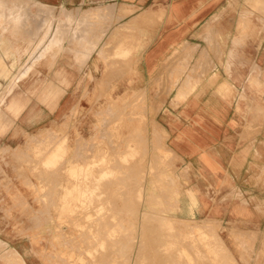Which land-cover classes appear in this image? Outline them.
<instances>
[{
    "label": "rangeland",
    "instance_id": "1",
    "mask_svg": "<svg viewBox=\"0 0 264 264\" xmlns=\"http://www.w3.org/2000/svg\"><path fill=\"white\" fill-rule=\"evenodd\" d=\"M257 1L261 2L258 6L264 9V0ZM40 2L44 6L41 11L37 10ZM108 4L94 1L78 7H63L61 0H0V42L3 43L0 47L7 45L4 51L0 50V253L5 251V255L7 249L11 252L14 249L21 257L17 261L15 254L7 264H98V261L104 264V259L105 264H120V261L121 264H133L132 261L134 264H147L146 258H149L148 261L151 259L148 264H160L164 262L159 261L163 260L164 252L172 247L171 254L169 252L163 264H204L205 261V264H264V223L251 221L247 225H237L214 219L195 220L193 210H188L190 204H196L191 191L187 193L186 217H178L175 213L177 200L180 191H184L180 177L187 175L181 174L178 168L180 159L170 152L164 129L159 125L163 118L177 116L176 112L179 114L181 111L176 109L183 102L190 101L191 91L196 90L198 85L201 88L208 72L215 70L210 60L223 53V38L229 33L224 32L223 27L228 24V17L224 18L221 11L179 43L166 47L150 62L146 55L148 50L156 48L153 43L158 40L164 15L148 9L149 18L143 20L138 17L133 22V19H125L127 12H124L121 3L117 6ZM228 4L233 11L240 6L246 7L247 11L250 6H256L257 2L242 0L240 3V0H231ZM112 10L115 11L114 15ZM68 11H71L69 22L87 21L92 13L95 16L93 21L97 22L96 25L88 22L85 25L87 29L78 30V38L71 39V43L69 35L75 33V30L71 31V25L63 30L65 37L61 39V35H57V20ZM243 15V23L249 21L250 16H255ZM129 22L134 27L131 28L132 32L129 31ZM207 25L210 28L204 30ZM143 31H149V40L154 36L148 46H144L141 40ZM262 32L264 34V26ZM93 42L97 47L89 54ZM120 42L125 43L121 49L113 46ZM106 48L110 54L106 57L108 68L105 67V59H98V52ZM85 51L88 57H83ZM126 57L129 60L126 65L130 69L121 68L119 63L120 59L125 61ZM82 62L83 65L79 64ZM119 68L121 70L117 72ZM109 69L113 73L116 69L117 75ZM216 78L212 76L211 81ZM101 79H104L105 86L97 87ZM190 82L194 83L193 89L187 88ZM115 104L116 111L113 109ZM168 107L173 109L172 115L164 114L163 110ZM111 109L117 120L113 114L115 118L107 114ZM120 111L122 114L118 116ZM54 141L63 143L64 149L61 147L53 151L57 146L51 144ZM93 143L100 148L95 145L93 147ZM83 153L85 159L81 156ZM71 163L78 167L76 171L69 169ZM135 165L140 168H133L134 171L130 169ZM127 166L129 170H126ZM130 170L133 176L128 175ZM135 185H139L145 193L144 203L138 205L137 213L136 210L129 211L131 208L125 212L124 209L132 204L131 207H136L133 199L127 202V199L133 198L130 188ZM125 190L129 191L130 196ZM96 192L99 194L96 195ZM80 194H86V199ZM122 201L128 203L125 208L122 207V204L125 205ZM134 201L139 203L136 197ZM68 205L70 207L67 208ZM93 205L96 208L92 209ZM148 213H154L155 220L160 216V224L156 222L160 229L157 226L153 229L155 226L151 223L154 222V215L149 218ZM148 220L150 223L146 222V225L145 221ZM142 223H145L146 230L153 229L154 233H146ZM182 226H185V230ZM152 238L157 246L147 243L143 246L144 241L150 243L148 239ZM128 239L131 243L126 247L123 244ZM163 239L165 242H162ZM146 246H150V249L152 247V250L146 248L149 256L142 257ZM115 247L119 249L118 254ZM123 248L128 251L125 259L120 253ZM156 249L159 253L162 250L161 256L157 257ZM108 251L111 259L107 255ZM124 251L123 254H126ZM138 252H141L139 257ZM109 259L111 262H108ZM0 264H4L1 259Z\"/></svg>",
    "mask_w": 264,
    "mask_h": 264
},
{
    "label": "crops",
    "instance_id": "2",
    "mask_svg": "<svg viewBox=\"0 0 264 264\" xmlns=\"http://www.w3.org/2000/svg\"><path fill=\"white\" fill-rule=\"evenodd\" d=\"M94 1L121 3L130 10L125 19L149 11L164 15L158 40L153 43L156 48L146 55L150 62L221 11L228 17L223 27L229 32L223 38V53L210 60L215 70L208 72L201 88L198 85L191 91L190 101L176 109L181 111L177 116L163 118L159 125L169 149L180 159L181 174L187 175L180 177L184 191L179 189L175 209L179 218L186 217L187 192L191 191L196 200L195 220L263 224L264 9L250 6L246 11L240 6L233 11L228 4L231 0H61L63 7ZM243 14L255 16L243 23ZM143 32L141 40L148 46L154 36L149 40V31ZM212 76L216 80L211 81ZM172 110L168 107L163 112L168 115Z\"/></svg>",
    "mask_w": 264,
    "mask_h": 264
},
{
    "label": "bare ground",
    "instance_id": "3",
    "mask_svg": "<svg viewBox=\"0 0 264 264\" xmlns=\"http://www.w3.org/2000/svg\"><path fill=\"white\" fill-rule=\"evenodd\" d=\"M255 1L257 2V5H256V6L261 5V2H260V1H257V0H255ZM39 4H40L41 6H40ZM39 4H35V5H36V6L39 5L40 7L37 6V8H39V9H37V10L41 11V10H40L41 7H44V6H42L43 3L41 4V2H40ZM46 6H47V5H46ZM47 7H50V6H47ZM99 8H100V7H99ZM259 8L261 9V7H259ZM44 9H45V8H44ZM103 9H104V8H101V10H103ZM39 11H37V12H39ZM106 11H107V10H106ZM128 11H130V10H125L124 12H128ZM70 12H71V11L64 12L63 15H62L61 17L58 18L59 20H57V28H58V30H57V35H61V39H62V37H65V35L62 33L63 30H66V27L68 28V26H69V28H70V25H71V28H70L71 31L75 30V33H74L73 35H72V34L69 35V36H70L69 41H70L71 39H76V38H78V36H79V31H78V30H81V31H82L83 29H87V28L85 27V25L87 26L89 23H90L91 25H96V24H97V22L93 21V20H94V17H95V16L93 15V13L91 14L90 17H88L89 19L91 18L90 20L87 19V18H84V19H87V21H81V20H79V21H76V22H69L68 20L70 19V14H69ZM124 12H123V14H124ZM262 12H263V9H262ZM101 14H102V13H101ZM101 14H96V16H99V15H101ZM112 14L114 15V14H115V11L112 10ZM123 14H122V15H123ZM60 15H61V14H59V16H60ZM109 16H111V14H109ZM137 16H138V15H137ZM150 16H151V15H150ZM73 17H74V15H73ZM141 18H142L143 20L146 19V18H149V14L146 13V15H145V14L142 15V16L140 17V19H141ZM135 19H137V18H133V22L135 21ZM88 22H89V23H88ZM133 22H131V23L133 24ZM132 26H133V25H131L130 22H129V31H130V32H132V31H131V30H132L131 28H134V27H132ZM137 27H138V26H137ZM142 33H143V32H142ZM68 34H69V33L67 32V35H68ZM140 34H141V32H139V35H140ZM140 36H141V35H140ZM139 39H140V37H139ZM59 41H60V40H59ZM63 41H64V39H63ZM4 43H5V45L7 44L6 42H4ZM69 43H71V41H70ZM82 43H83V42H82ZM0 44H3V43L0 42ZM123 44L125 45L124 42H120L118 45H115V44H114L113 46H114L115 48L121 49V47H122ZM127 44H128V42H126V45H127ZM5 47H7V45L4 46V47H0V50H1V51H4ZM96 47H97V44L93 42V43H92V48H91L92 51H91L90 53H89V52H88V53H89V54L93 53V52L95 51ZM2 48H3V49H2ZM110 48H112V47L110 46ZM132 48H133V47H132ZM134 48H135V47H134ZM108 50H109V49L106 48V50L101 49V50L98 52V59H99V60H100V59H105V60H106L105 67H107V68H108V66H109V63H107L108 59H106V57L110 55V54L107 53ZM69 52H70V51H69ZM9 53H11V52H9ZM85 53H86V51L84 52V54H83L84 56H83V57H88V55L85 56ZM127 53H128V52H127ZM5 54H6V53H5ZM130 56H131V52H130ZM127 58H128V57H126L125 61H122L121 59H120V61L117 60V61H119V63L121 62V66H122L121 68L125 67V69H126V68H127V69H130V66L127 67V65H126V63H129V60H128ZM0 59H1V58H0ZM1 60H2V59H1ZM115 60H116V59H115ZM110 61H111V59H110ZM113 61H114V60H113ZM76 62H78V61H76ZM122 62L125 63V64L122 65ZM119 63H118V67H119ZM79 64L83 65V62H82V63H79ZM116 64H117V63H116ZM14 65H15V64H14ZM116 67H117V66H116ZM4 69H5V68H4ZM111 69H112V67H111ZM119 70H121V69L119 68V69L117 70V72H118ZM109 71H110V69H109ZM115 71H116V69H115ZM115 71H114V73H115ZM122 71H123V70H122ZM110 72H112V70H111ZM124 72H126V70H124ZM3 73H5V70L3 71ZM106 73H107V72H106ZM114 73L112 72V74H114ZM120 73L123 74V72H120ZM121 74H120V75H121ZM109 75H110V74H109ZM114 75H117V74L115 73ZM120 75H119V76H120ZM104 76H105V75H104ZM104 76H103V78H104ZM213 78H214V77H213ZM115 81H116V80H114L113 83H115ZM103 84H105L104 79H101V81H99L96 85H97V87H100V86H102ZM108 85H109V83H108ZM224 85H225V84H224ZM103 86H105V85H103ZM226 86H227V84H226ZM106 88H107V87H105V89H106ZM108 88H109V86H108ZM187 88H189V89H193V88H194V83L190 82V83L188 84V87H187ZM99 90H100V89H99ZM106 90H107V89H106ZM187 90H188V89H187ZM102 91L104 92V90H102ZM180 92H181V91H180ZM105 93H106V91H105ZM183 93H184V91H183ZM179 94H180V93H178V95H179ZM103 95H104V94H103ZM176 95H177V94H176ZM184 95H185V93H184ZM195 95H196V94H195ZM185 97H186V95H185ZM175 98H176V97H175ZM111 103H112V101H111ZM108 105H109V104H108ZM123 106H124V105H123ZM128 106H129V105H128ZM131 106H132V105H131ZM112 107H113V106H112ZM139 107H140V106H139ZM116 108H117V107H116V104H115V106L113 107V109H115L114 111H116ZM152 109H154V108H152ZM123 110H124V109H123ZM111 111H112V113H110ZM111 111H109V113H107V112H106V113L109 114V115H112L113 113H115L112 109H111ZM152 111H153V110H152ZM118 113L120 114V115H118V116H121L122 111H120V112H118ZM107 114H106V115H107ZM116 114H117V113H116ZM125 114H127V113H125ZM113 115H114V114H113ZM113 115H112V116H113ZM114 116H115V115H114ZM114 116H113V117H114ZM115 117H116V118H115ZM115 117H114V118L117 120V116H115ZM128 117H129V116H128ZM128 117H127V119H128ZM129 119H131V117H129ZM109 120H110V119H109ZM112 120H113V119H112ZM131 120H132V119H131ZM105 122H107V124H108V120H107V119L105 120ZM105 122H104V123H105ZM110 123H111V122H110ZM104 125H105V124H104ZM154 129H155V128H154ZM49 135H50V134H49ZM58 135H59V134H58ZM152 135H153V134H152ZM55 136H56V135H55ZM59 137H60V139H62L61 136H59ZM54 138H55V137H54ZM99 138H100V137H99ZM36 139H37V138H36ZM52 139H53V137H52ZM52 139H51V140H52ZM80 139H81V138H80ZM58 140H59V139H58ZM76 140H77V139H76ZM81 140H82V139H81ZM32 141H33V140H32ZM32 141H31V142H32ZM35 141H36V140H34V142H35ZM36 142H37V141H36ZM36 142H35V144H36ZM47 142H48V141H47ZM54 142H55V141H54ZM84 143H86V142H84ZM84 143H83V146H84ZM51 144H53V147H54V145L57 144V146H55V149H54L53 151H55V150H57L58 148H61V147H62V150L64 149V146L62 145L63 143H59V144H58L57 142H55V143H51ZM95 144H96V143H93V147H94ZM76 145L78 146V144H76ZM86 145H87V143H86ZM125 145H126V144H125ZM125 145H124V146H125ZM37 146H38V145H37ZM79 146H80V145H79ZM79 146H78V147H79ZM95 146L97 147L98 144L95 145ZM116 146H117V145H116ZM129 147H131V146H129ZM43 148H45V147L43 146ZM47 148H48V147H47ZM76 148H77V147H76ZM79 148L84 149V147H83V148H82V147H79ZM89 148H90V147H89ZM89 148H88L87 150H89L90 152H92L91 149H89ZM91 148H92V147H91ZM98 148H100V146H98ZM98 148H97V149H98ZM92 149H93V148H92ZM94 150L96 151V149H94ZM94 150H93V152H94ZM153 150H154V149H153ZM7 151H8V150H7ZM41 151H42V150H41ZM49 151H50V150H49ZM81 151H82V150H80V152H81ZM116 151H117V150H116ZM116 151H114V152L116 153ZM75 152H76V151H75ZM78 152H79V151H78ZM114 152L112 151L113 154H114ZM170 152H172V151H170ZM46 153H47V152H45V154H46ZM84 153H86V149H85V152H84ZM84 153H83L82 155L80 154L81 156H83V159H85V158H84V156H85ZM112 153H110L109 155H113ZM24 154H26V153H24ZM77 154H78V153H77ZM77 154H76V155H77ZM90 154H91V153H90ZM92 154H93V153H92ZM95 154H96V153H95ZM95 154H94V156H96ZM117 154H118V153H117ZM117 154H116V155H117ZM123 154H124V153H123ZM116 155H115V156H116ZM44 156H45V155H44ZM78 156H79V154H78ZM86 156H87V154H86ZM94 156H93V157H94ZM75 157H77V156H75ZM75 157H74V158H75ZM88 157H89V155H88ZM99 157H100V156H99ZM110 157H111V156H110ZM121 157H122V156H121ZM28 158H29V157H28ZM90 158H91V160H92V157H91V156H90ZM115 158H116V157H115ZM20 159H21V158H20ZM75 159H76V158H75ZM83 159H81V161H82ZM86 159H87V158H86ZM169 159H170V158H169ZM72 160H73V159H72ZM77 160H78V158H77ZM116 160H117V159H116ZM25 161H26V159H25ZM78 161L80 162V160H78ZM17 162H18V161H17ZM23 162H24V160H23ZM33 162H34V161H33ZM71 162H74V161H71ZM114 162H115V161H114ZM27 163H28V162H27ZM31 163H32V162H31ZM34 163H35V162H34ZM59 163H60V162H59ZM80 163H81V162H80ZM90 163H91V162H90ZM73 164H74V163H73ZM5 165H6V164H5ZM36 165H37V163H36ZM60 165L63 166L62 164H60ZM82 165H83V164H82ZM137 165H138V164H137ZM169 165H170V164H169ZM171 165H172V164H171ZM100 167H101V166H100ZM136 167H137V166L135 165V167L132 166L130 169L133 170V168L135 169ZM94 168H95V167H94ZM101 168H102V167H101ZM101 168H100L99 170H101ZM137 168L139 169L140 166H138ZM60 169H61V167H60ZM69 169H71V170H75V171H76V170L78 169V167H76L75 165H72V163H71V164H69ZM112 169H113V168H112ZM15 170H16V169H15ZM102 170H103V169H102ZM126 170H129L128 166H127V169H126ZM126 170H125V171H126ZM132 170H130V173H129L128 175L131 174V171H132ZM140 170H141V169H140ZM140 170H138V171H140ZM32 171H33V170H32ZM51 171H52V170H51ZM133 171H134V170H133ZM138 171H137V172H138ZM46 172H47V171H46ZM93 172L95 173L96 171H93ZM99 172H100V171H99ZM126 172H127V171H126ZM137 172H136V173H137ZM52 173H53V172H51V174H52ZM54 173H55V172H54ZM58 173H59V170H58ZM80 173H81V172H80ZM97 173H98V169H97ZM102 173H104V172L102 171ZM136 173H134V174H136ZM138 173H139V172H138ZM51 174H50V175H51ZM55 174H56V173H55ZM60 174H62V173H60ZM57 175H58V174H57ZM81 175H82V173H81ZM81 175H80V176H81ZM47 176H48V175H47ZM95 176H96V175H95ZM95 176H94V177H95ZM131 176H133V175L131 174ZM60 177H61V176H60ZM60 177H59V178H60ZM125 177H126V176H125ZM125 177H124V178H125ZM59 178H57V179H59ZM82 178H83V177H82ZM82 178L80 177V179H82ZM124 178H121V179H124ZM127 178H130V176H128ZM86 179H87V177H86ZM100 180H101V179H100ZM108 180H109V178H108ZM125 180H126V179H124V181H125ZM28 181H29V180H28ZM81 181H82V180H81ZM118 181H119V180H118ZM132 181H133V180H132ZM78 182H79V181H78ZM88 182H89V181H88ZM102 182H103V181H102ZM104 182H105V181H104ZM112 182H113V181H112ZM120 182H122V181H120ZM58 183H59V182H58ZM79 183H81V182H79ZM82 183H83V182H82ZM114 183H115V182H114ZM114 183L111 184V186L114 185ZM169 183H170V182H169ZM94 184H95V182H94ZM104 184H105V183H104ZM104 184H103V185H104ZM108 184H109V183H108V181H107V186H108ZM120 184H121V183H120ZM127 184H128V182H127ZM130 184H131V183H130ZM56 185H57V184H56ZM81 185H82V184H81ZM84 185H85V184H84ZM84 185H83V186H84ZM103 185H102V186H103ZM115 185H116V184H115ZM117 185H119V184H117ZM141 185H142V183H141ZM87 186H88V188H89V185H87ZM97 186H100V184L97 185ZM144 186H145V185H144ZM77 187H78V186H77ZM121 187H123V186L121 185ZM51 188H52V187H51ZM80 188H81V187H80ZM95 188H96V187H95ZM104 188H105V187H104ZM85 189H86V188H85ZM96 189H97V188H96ZM130 189H132L130 192L133 194V195H132L133 198L130 197V199H127V202H128V200H129V202H130V200L132 201V199H133V202H134V203L136 202V203H135L136 207H135V206H134V208L131 207V206L133 205V204H132L133 202H131L132 205L129 204V205H131V206H128V208H125V206H127L128 203H127L126 201H125V202L122 201L123 203H125V205L122 204V207L125 208V209H124V208H122V209H124L125 212H127V209L129 210L130 208H131V209H130L129 211H131V210H134V211H135V210L137 209V207H139V206H138L139 204H140V206H141V205H143V203H144V194H145V193L142 192V188H141L139 185H135V186H133V188H130ZM58 190H59V189H58ZM90 190H91V189H90ZM99 190H100V189H99ZM77 191H78V189H77ZM121 191H122V190H121ZM125 191H126V193L128 194V196H130L129 191H128V190H125ZM73 192H74V191H73ZM100 192H101V191H100ZM122 192H123V191H122ZM188 192H189V191H188ZM188 192H187V193H188ZM97 193H98V192H96V195H97ZM124 193H125V192H124ZM126 193H125V194H126ZM77 194H78V193H77ZM82 194H84V193H82ZM82 194H80V195H82ZM88 194H89V192H88ZM98 194H99V193H98ZM121 194H123V193H121ZM121 194H120V195H121ZM134 194H135V195H134ZM57 195H58V193H57ZM80 195H77V197H79ZM85 195H86V194H85ZM85 195H84V196H85ZM89 195H90V194H89ZM92 195H93V193H92ZM70 196H71V194H70ZM82 196H83V195H82ZM84 196H83V198L86 199V197H84ZM134 196L136 197V199L139 200V203H138V201H134V199H135ZM71 197H72V196H71ZM77 197H76V198H77ZM45 198H46V195H45ZM80 198H81V197H80ZM90 198L92 199L93 196L90 197ZM102 198H103V197H102ZM124 198H125V197H123V199H124ZM126 198H127V197H126ZM53 199H54V198H53ZM81 199H82V198H81ZM103 199H104V198H103ZM69 200H70V199H69ZM69 200H68V201H69ZM71 200H72V199H71ZM79 200H80V199H79ZM82 200H83V199H82ZM88 200H89V198H88ZM88 200H87V201H88ZM106 200H107V199H106ZM111 200H112V199H111ZM46 201H47V200H46ZM57 201H58V200H57ZM72 201H74V200H72ZM72 201H71V202H72ZM84 201H85V200H84ZM41 202H42V201H41ZM51 202H52V201H51ZM76 202H77V201H76ZM76 202H75V204H76ZM79 202H80V201H79ZM90 202H91V201H90ZM174 202H175V201H174ZM69 203H70V202H69ZM69 203H68V204H69ZM80 203H81V202H80ZM87 203H88V202H87ZM91 203H92V202H91ZM104 203H105V202H104ZM126 203H127V204H126ZM194 203H195V202H193L192 204H190V207L188 208V210H189L190 212L193 210L194 206L196 205V204H194ZM51 204L53 205V203H51ZM70 204H71V203H70ZM70 204H69V205H70ZM89 204H90V203H89ZM110 204H111V203H110ZM43 205H44V204H43ZM46 205H47V204H46ZM52 205H51V206H52ZM65 205H66V204H65ZM69 205L67 206V208L70 207ZM82 205H83V204H82ZM102 205H103V204H102ZM55 206H56V205H55ZM73 206H74V204H73ZM83 206H84V205H83ZM86 206H87V205H86ZM87 207H88V206H87ZM87 207H86V208H87ZM89 207H90V205H89ZM94 207H95V205H93L92 209H94ZM111 207H112V206H111ZM113 207H114V206H113ZM62 208H63V207H62ZM64 208H65V207H64ZM67 208H66V210H67ZM86 208H84V210H85ZM95 208H96V207H95ZM69 209H70V208H69ZM71 209H72V208H71ZM73 209H74V208H73ZM82 209H83V208H82ZM90 209H91V207H90ZM122 209H121V210H122ZM84 210H83V211H84ZM116 210H117V208H116ZM118 210H119V209H118ZM141 210H142V209H141ZM59 211H60V210H59ZM122 211H123V210H122ZM40 212H41V211H40ZM40 212H39V213H40ZM44 212H45V211H44ZM61 212H62V211H61ZM115 212H116V211H115ZM137 212H138V210H136V213H137ZM41 213H42V212H41ZM45 213H46V212H45ZM62 213H63V212H62ZM69 213H70V212H69ZM116 213H117V212H116ZM120 213H121V212H120ZM128 213H129V212H128ZM130 213H131V214H130ZM130 213H129L130 215H132V216L134 215L133 212H130ZM132 213H133V214H132ZM136 213H135V214H136ZM140 213H142V212H140ZM144 213H146V212H144ZM66 214H67V213H66ZM66 214H65V216L67 217L68 215H66ZM77 214H78V213H77ZM92 214H93V213H92ZM148 214H149V215H148ZM148 214H147V215H148L149 218H150V215H152V216L154 215V213H153V214L148 213ZM61 215H62V214H61ZM102 215H103V214H102ZM109 215H110V214H109ZM142 215H143V214H142ZM145 215H146V214H145ZM83 216H84V215H83ZM98 216H99V215H98ZM152 216H151V217H152ZM155 216H156V215H154L152 219H154ZM63 217H64V215H63ZM107 217H108V215H107ZM118 217H119V216H118ZM148 217H146V219H148ZM35 218H36V220H37V217H36V216H35ZM51 218H52V217H51ZM158 218H160V216L157 217V220L154 219V222L151 223V225L155 226V227H153V229H155L156 226L158 227V225L160 224V221H161V220H158ZM31 219H32V218H31ZM38 219H39V218H38ZM48 219H49V216H48ZM146 219H145V220H146ZM152 219H150V220H152ZM163 219L165 220V218H163ZM49 220H50V219H49ZM78 220H80V218H79ZM94 220H95V219H94ZM116 220H117V218H116ZM37 221H38V220H37ZM75 221H76V220H75ZM80 221H81V220H80ZM96 221H97V220H96ZM45 222H46V221H45ZM93 222H94V221H93ZM93 222L91 223V226H92ZM99 222H100V219H99ZM107 222H108V220H107ZM136 222H137V220H136ZM146 222H147V223H150L149 220H148V221H145V223H146ZM156 222H159V224H156ZM200 222H201V221H200ZM75 223H76V222H75ZM88 223H89V222H88ZM110 223H111V222L109 221L108 224H110ZM128 223H129V221H128ZM145 223H142V224L145 225ZM147 223H146V225H147ZM102 224H103V223H102ZM102 224H101V226H102ZM104 224H105V225H108L106 222H105ZM155 224H156V225H155ZM168 224H169V223L166 224V228H167V225H168ZM37 225H38V223H37ZM105 225H104V226H105ZM115 225H116V224H115ZM120 225H121V224H120ZM146 225H145V226H142V227L144 228V230H146V229H145V228H146ZM162 225H163V224H162ZM70 226H71V223H70ZM108 226H109V225H108ZM110 226H111V224H110ZM87 227H88V226H87ZM87 227H86V228H87ZM94 227H95V226H94ZM111 227H112V226H111ZM120 227H122V226H120ZM148 227L151 228L150 224H148ZM168 227H170V226H168ZM174 227H175V226H174ZM177 227H179V226H177ZM177 227H175V228H177ZM182 227H183V226H182ZM74 228H75V226H74ZM122 228H123V227H122ZM158 228L160 229V227H158ZM158 228H157V229H158ZM163 228H165V226H164ZM172 228H173V227H172ZM180 228H181V227H180ZM184 228H185V226L183 227V229H184ZM196 228H197V227H196ZM202 228H203V226H202ZM153 229H152V231H153ZM157 229H156V230H157ZM186 229H187V228H186ZM198 229H199V227H198ZM85 230H86V229H85ZM85 230H84V231H85ZM90 230H91V229H90ZM94 230H95V229H93V233H94ZM98 230H99V229H98ZM102 230H103V228H102ZM156 230H155V231H156ZM166 230H167V229H166ZM169 230H170V229H169ZM173 230H175V229H173ZM184 230H185V229H184ZM188 230H189V229H188ZM200 230H201V229H200ZM203 230H204V228H203ZM206 230H207V229H206ZM206 230H205V231H206ZM59 231H60V230H59ZM59 231H58V232H59ZM96 231H97V228H96ZM147 231H148V232H152V231L146 230V233H147ZM161 231H162V230H161ZM163 231H164V230H163ZM190 231H192V230L190 229ZM190 231H189V232H190ZM208 231H209V233H210L211 230L208 229ZM213 231H214V229H213ZM213 231H212V232H213ZM78 232H79V231H78ZM79 233H80V232H79ZM79 233H78V235H79ZM99 233H100V232H99ZM146 233H145V235L148 236ZM152 233H154V231H153ZM155 233H156V232H155ZM157 233H159V230H157ZM157 233H156V234H157ZM202 233H203V231H202ZM80 234H82V235L84 234V235H85V233H82V232H81ZM101 234H102V232H101ZM101 234H100V235H101ZM103 234L105 235V233H103ZM159 234H161V232H160ZM165 234L167 235V233H165ZM82 235H81V236H82ZM125 235H126V234H125ZM151 235L154 237L153 234H151ZM174 235H175V234H174ZM178 235H179V233H178ZM206 235H207V234H206ZM81 236H80V237H81ZM86 236H87V234H86ZM90 236H91V235H90ZM146 236H144V237H146ZM149 236H150V235H149ZM159 236H160V235H159ZM159 236H158V237H159ZM163 236H164V234H163ZM180 236H181V235H180ZM203 236H204V235H203ZM208 236H209V235H208ZM210 236H211V235H210ZM240 236H241V235H240ZM83 237H84V236H83ZM88 237H89V236H88ZM88 237H87V238H88ZM102 237H103V236H102ZM120 237H121V236H120ZM122 237H123V236H122ZM127 237H128V236H127ZM189 237H190V236H189ZM91 238H92V237H91ZM95 238H96V237H95ZM98 238H99V236H98ZM149 238H150V237H149ZM207 238H208V237H207ZM214 238H215V236H214ZM80 239H81V238H80ZM118 239H119V237H118ZM123 239H124V238H123ZM126 239H127V238H126ZM157 239H158V240H157L156 242L159 241V238H157ZM164 239H165V237H164ZM164 239H163L162 242H165ZM217 239H218V238H217ZM84 240L86 241L85 238H84ZM119 240H121V239H119ZM144 240L146 241L147 239L144 238ZM144 240L142 239L141 241H144ZM152 240H153V238H152L151 240L148 239V241H151L150 243L145 242V241H144V243H142V242H141V243L143 244V246H144L146 243H147V245H150V244H152V245H156V243L154 244V243L152 242ZM154 240H156V238H154ZM160 240H162V239H160ZM196 240H197V239H196ZM97 241H99V240L97 239ZM109 241H112V240L110 239ZM130 241H131V240H130ZM130 241H129V239H128L127 243H125L126 241L124 240V243H125V244H123V245L126 246ZM168 241H169V240H168ZM214 241H215V240H214ZM106 242H107V241H106ZM122 242H123V241H122ZM236 242H237V241H236ZM239 242H240V241H239ZM239 242H238V243H239ZM87 243H88V242H87ZM92 243H93V242H92ZM92 243H91V245H92ZM130 243H131V242H130ZM234 243H235V242H234ZM88 244H89V243H88ZM95 244H96V243H95ZM116 244H117V242H116ZM139 244H140V243H139ZM222 244H223V243H222ZM91 245H90V246H91ZM93 245H94V244H93ZM97 245H98V244H97ZM107 245H108V244H107ZM121 245H122V243H121ZM123 245H122V246H123ZM130 245H132V244H130ZM135 245H136V244H135ZM207 245H208V244H207ZM210 245H211V244H210ZM112 246H113V245H112ZM116 246H117V245H116ZM125 246H123V247L125 248ZM139 246H140V245H139ZM150 246H151V245H150ZM150 246H146V247L144 248V249H145V250H144L145 253H144V255L142 254V255H143L142 257H148V256H149V254L146 252V248H148V247H150ZM156 246H157V245H156ZM167 246H169V245H167ZM91 247H93V246H91ZM94 247H95V246H94ZM94 247H93V248H94ZM107 247H108V246H107ZM118 247H119V246H118ZM120 247H121V246H120ZM126 247H128V245H127ZM129 247L132 248V246H129ZM153 247H154V246H153ZM158 247H160V246H158ZM188 247H189V246H188ZM115 248H116V247H115ZM124 248L122 249V252H120V253H121L122 256H124V259H125V258H127V253H128V251L125 250V251H126V252H125V251H124ZM138 248H139V247H138ZM154 248H155V247H154ZM171 248H172V247H171ZM171 248L169 247L168 250H166V251L168 252V254H165L166 251L164 252L163 260H159L160 262H161V261H164L163 263H165V260L167 261V259H165V257H167V255H170V254H171V252H170ZM213 248H214V247H213ZM125 249H126V248H125ZM128 249H129V248H128ZM149 249H150V248H148V251H149ZM187 249H188V248H187ZM222 249H223V246H222ZM93 250H94V249H93ZM135 250L137 251V249H135ZM135 250H134V258H136V257H135V254H136V253H135ZM138 250H140V249H138ZM151 250H152V247H151L150 251H151ZM188 250H189V249H188ZM208 250H209V249H208ZM224 250H225V249H224ZM6 251H7V253H9L8 256H6L7 253L4 255V252H5V251H2V252L0 253V259L3 260V263H4V264H7L8 262H10L9 259H11L12 257H14L15 254L17 255V261L19 260V258L21 259V257L18 256V253H17L14 249H12V252L10 251V249H9V250L7 249ZM116 251H117V254H118L119 249L116 248ZM123 251H124L126 254H123ZM140 251H142V249H141ZM144 251H142V252H144ZM156 251H157V249H156ZM161 251H162V250H161ZM161 251H160V253H161ZM129 252H130V251H129ZM152 252H154V251H152ZM157 252H158V251H157ZM169 252H170V254H169ZM213 252H214V251H213ZM96 253H97V251H96ZM109 253H110V252L108 251L107 255H109ZM114 253H115V252H114ZM138 253H139V254H138V257L141 256V255H140L141 252H138ZM146 253H147V254H146ZM154 253H155V252H154ZM160 253L158 252L157 257H158V255H160ZM215 253H216V252H215ZM117 254H116V255H117ZM145 254H146V255H145ZM173 254H174V253H173ZM199 254H200V253H199ZM105 255H106V254H105ZM110 255H111V254H110ZM110 255H109V257H110ZM147 255H148V256H147ZM219 255H220V254H219ZM9 256H10V257H9ZM101 256H102V255H101ZM125 256H126V257H125ZM160 256H161V255H160ZM173 256H174V255H173ZM173 256H171V257H173ZM51 257H53V256H51ZM155 257H156V256H155ZM228 257H229V256H228ZM140 258H141V257H140ZM103 259H104V258H103ZM110 259H111V257H110ZM110 259H109L108 262H111ZM143 259L145 260V258H143ZM148 259H149V258H148ZM148 259L146 258V263H147V264H148V262H151V259H150L149 261H148ZM157 259H158V258H156V260H157ZM160 259H162V258H160ZM174 259H175V258H174ZM101 260H102V259H101ZM119 260H120V259H119ZM128 260H129V259H128ZM130 260H131V258H130ZM137 260H139V259H137ZM194 260H195V259H194ZM17 261H16V263H18ZM126 261H127V260H125V262H126ZM135 261H136V260H135ZM170 261H171V260H170ZM197 261H198V260H197ZM92 262H93V261H92ZM99 262H101V261H98V264H99ZM102 262H104V264H105V259L102 260ZM116 262H117V261H116ZM132 262H133V264H134V261H132ZM171 262H173V261H171ZM175 262L177 263V261H175ZM118 263H119V262H118ZM157 263L159 264V262H157ZM163 263H160V264H163ZM205 263H206V261H205ZM205 263H204V264H205ZM18 264H19V263H18ZM120 264H121V261H120ZM129 264H131V263H129ZM137 264H138V262H137Z\"/></svg>",
    "mask_w": 264,
    "mask_h": 264
}]
</instances>
